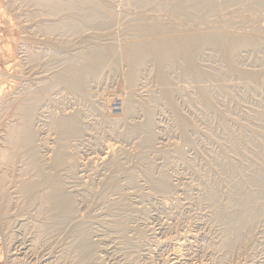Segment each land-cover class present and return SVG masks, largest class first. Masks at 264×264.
Masks as SVG:
<instances>
[{"label": "rangeland", "instance_id": "obj_1", "mask_svg": "<svg viewBox=\"0 0 264 264\" xmlns=\"http://www.w3.org/2000/svg\"><path fill=\"white\" fill-rule=\"evenodd\" d=\"M33 1L0 0V98L53 79L56 87L37 101L39 168L24 158L31 145L12 160L7 145L0 151L10 194L0 200V264H264V0H64L87 5L57 16ZM93 6L107 16L97 18ZM71 15L86 21L71 25ZM142 22L220 29L238 40L259 33L261 47H242L233 59L259 85L241 80L208 45L195 61L216 77L196 81L173 59L163 69L175 91L167 98L147 56L129 91V65L116 57L138 41ZM99 47H115L107 60L116 63L73 90L64 71ZM12 113L0 111L2 137ZM73 116L85 132L60 137L51 123ZM26 191L58 192L70 212L60 210L51 228L50 208L38 214Z\"/></svg>", "mask_w": 264, "mask_h": 264}, {"label": "bare ground", "instance_id": "obj_2", "mask_svg": "<svg viewBox=\"0 0 264 264\" xmlns=\"http://www.w3.org/2000/svg\"><path fill=\"white\" fill-rule=\"evenodd\" d=\"M129 2L131 3V5H139L142 3L151 4L152 0H130ZM33 3L35 6H39L40 9L43 7L45 10H48V13H50L49 15H53V16H57L58 14H60L62 12H67V11L73 13L77 8H83V7H85V4L87 5L86 2H82V3H79L77 5L76 3H70V2H66L64 0H34ZM193 3L196 4L195 8H197V9L202 8L203 9V6L200 5V3L194 2V1H193ZM177 7H180V6H177ZM43 8H42V10H44ZM173 9H175V8H173ZM175 11H176V9H175ZM175 11H173V12H175ZM91 12L94 13L97 16V18H101L102 16L105 17V15H106V12H104L102 9L94 8V6H93V8H91ZM103 13L105 15H103ZM70 18H71V22H72L71 25H73V24L79 25L83 21H86V19L79 20L78 18L74 17L73 15H71ZM140 22L141 21H139V23ZM104 23L105 22H103L102 24H104ZM255 23H257V22H255ZM143 25L144 24L142 22V26H139V25H138L139 27L137 26L138 27L137 28V30H138V32H137L138 41L128 42L125 45V47L123 48L122 52L120 53L121 55L119 56V58H121V59L119 60V58L116 57L117 61H125V63H127L129 65V72L127 74L126 79H124V81L127 80V82L129 83L130 89L132 88L129 91H133V89H135L134 84L136 81L135 80L136 73L140 69V67L142 66L141 64H143L144 59L145 60L148 59L147 56H149V57L153 56L154 57L153 60L156 62L158 77H159L161 84L163 86L164 95L167 98H170L175 91H174L173 85H171L169 83L167 75L163 72V69H164V64L167 62H171L173 59L175 60L176 58L178 59L179 57L182 58L183 61L181 59H178V60H181V62H183L182 65H184L185 72L187 74H190V76L193 75L195 77L194 80H196V81L198 80L200 82V81H202V80H200L201 78L206 79L208 77L214 76L215 74L211 75L210 73H204V71L203 72L200 71V69H199L200 67L198 68V65H197L198 63H196V61H195L197 53L199 54V52H201V50H203L204 47L208 46V45L217 48L218 51H220V53H222V56L226 59L228 65H229L228 67H230V69L233 68L234 71L236 73H238V75L242 78L241 80L244 79L247 83H252V84L257 83V85H259L258 84L259 83L258 80L260 79L259 75L250 74L247 72H242L240 70L238 71L236 69L234 63H233L234 62L233 61L234 55L242 47L249 46V45L250 46L253 45L254 47H256L255 45L258 46L259 44H260L259 46L261 47V43H263V41L261 40L262 35L258 36L259 33L255 32L254 35L249 37L250 38L249 40L244 39V38H240V40H238L236 38H231L228 34L223 33L220 29H214V31L212 29V31L210 30L209 32L205 28H203V29H205L204 31L201 29H196V30L194 29L193 30L194 32L189 31V32L185 33L182 31L180 32V31L175 30L174 28H172V26L171 27H168V26L166 27V25L163 26V24H161L162 26L161 25L160 26H156V25H152V26L144 25L143 26ZM185 28H186V26H185ZM257 31H258V29H257ZM263 38L264 37H262V39ZM241 39H244V40H241ZM113 48H115V47H113ZM113 48L109 47V48H103V49L101 48L100 49V47H99L98 49H95V51H93V52L91 51V53H89V56L88 55L85 56L88 58L86 60H84L85 62L83 65L81 63V65H82L81 68H78L75 65L76 63L72 67L67 68V71H64V72H66V74L65 73L64 74L67 75V77H64V78H66L67 85L70 88H72L73 90H76V89L84 90L85 89V81L87 79L86 76H89V75L96 76L100 69L103 70V68H101L102 66L105 67L106 65H108L107 67H109V66H112L116 63V62H113V64H112L111 59H110V61L107 60L109 58L108 57L109 55L114 54L117 51V50L115 51V49H113ZM85 57H84V59H85ZM146 57H147V59H146ZM102 70H100V71H102ZM64 74H63V76H64ZM59 75H60V77H59ZM61 76H62L61 73L58 74V77L60 79H61ZM97 77H99V76H97ZM215 77H216V75H215ZM45 80H47V79H45ZM41 81L43 82V80H41ZM49 81L46 83L44 82L42 87L40 86V89H37L31 93H28L27 89H23V90H21V92H17L14 94L12 93L13 95H9V96L5 95V96L0 98V111H9L10 113H12V111H13V113L11 115H9V118L11 121H8L9 123L7 122V125H5V127H4L5 133L2 134L4 136L2 137L0 135V138L2 137L0 140V151L5 149V147L7 145L6 151L10 154L8 156V158H9V160H12L13 155H15L20 149H26V148H28L29 145H31V148H29L27 150L24 158L27 160V162L29 163V166L33 170H37V168H39V167H37V164H38L37 156H38V154L36 152V147H33V142L36 139L35 126L37 123H35V122H36V120H38L41 117V116L39 117V114H38V116H36V107L38 106L37 101L40 98L44 97L45 95H50V93L52 91H54V89L56 87L55 82L52 83L54 81V79H53V81L51 80L52 82L51 81L49 82ZM58 82H59V84L62 83V81H58ZM127 82H125V83H127ZM59 84L57 83V86ZM257 85H255V86H257ZM129 86H127V87H129ZM203 86H204V84H203ZM130 93L131 92H129V94ZM127 94H128V91H127ZM127 96L128 95H125V97H127ZM124 99H125L124 101L127 100V98H124ZM120 102H122V101H120ZM122 104H123L122 109H124L123 110L124 113L130 112L128 100H127V102H122ZM51 125L53 128H56V130L59 132L58 134L62 135L60 137H64V138L65 137H67V138H76L77 137L78 138L79 136L82 135V132H85V130L83 131V128H81L79 126L77 116H73V117H69V118L67 117L63 120H60V122L53 121L51 123ZM109 146H111V145H109ZM58 159H60V158H58ZM2 177H4V176L1 175V173H0V178L2 179ZM6 192H7V190H6L5 186L2 185V182H0V195L2 196V197L0 196V200H2V203L5 202V200H3V198L6 199L7 201H9V199H10V197H8V196H10V194L7 196ZM26 192L27 193L24 194L26 199L28 198L27 195L29 196V198H32L33 196H34L33 199L36 198L35 200H33L31 202H33V204L38 203V205L40 206V208H37L38 214H42V211L46 206H48L50 208L52 215L49 217V221L52 222L51 224L54 225L51 228H57L59 226L58 213L60 212V210H62L65 206H67V208L65 209V213L67 210H68V213L70 212L69 201H65L63 196H58V192H56V195L52 192V194H50L49 196H36V194H33L32 192H28V191H26ZM20 194H22V193L20 192ZM260 197H261L260 198L261 200H262V198H264V192L262 193V195H260ZM254 198H256V197L252 196L249 199V202L251 201V199H254ZM257 198L259 199V197H257ZM29 200H31V199H29ZM24 202H23V204H24ZM31 202H26V203H27V205L31 206V204H30ZM21 203H22V201H21ZM250 203H253V201ZM1 206H2V204H1ZM2 207H4V205ZM24 209H26V208H24ZM27 209H28V207H27ZM19 212H20V210L18 209L17 213H19ZM20 214H22V213H19V215ZM38 229L42 230L43 227L39 226Z\"/></svg>", "mask_w": 264, "mask_h": 264}]
</instances>
